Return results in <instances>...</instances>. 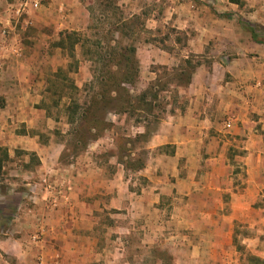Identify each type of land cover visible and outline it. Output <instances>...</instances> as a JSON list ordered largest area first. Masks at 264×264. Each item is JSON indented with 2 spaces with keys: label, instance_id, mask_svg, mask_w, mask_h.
Masks as SVG:
<instances>
[{
  "label": "rangeland",
  "instance_id": "1",
  "mask_svg": "<svg viewBox=\"0 0 264 264\" xmlns=\"http://www.w3.org/2000/svg\"><path fill=\"white\" fill-rule=\"evenodd\" d=\"M71 1L73 11L55 4L47 14L35 10L9 17V34L2 43L12 40L18 52H6L0 45V241L22 236L10 247L25 253L33 264H46L45 250L58 264H178L172 253L180 238L200 234L194 225L200 227L201 220L228 213L185 212L186 198L171 191L175 179L170 177L168 194L153 195L148 202L136 200L149 187L163 186L149 181L144 167L138 170L139 164L145 166L173 149L170 145L148 148V141L135 137L145 128L150 134L166 111L185 104L186 81L201 56L186 52L184 32L163 22L167 0L119 4L120 19L125 20L121 34L114 25L118 16L106 0ZM2 24L0 20V28ZM97 41L98 46L136 48L138 74L129 87L130 95L135 97L153 84L165 110L161 119L136 120L100 110L93 112L96 121H92L90 111L88 116L83 114L92 105V93L99 90L92 85L100 65L95 57ZM148 43L169 51L170 56L165 62L149 63L144 52H137ZM20 90L29 97L23 102ZM37 144L40 156L46 158L44 164L30 150ZM230 154L237 159L242 155L238 149ZM182 167L178 163V175ZM243 175L238 169L237 184L244 182ZM257 203L264 205V192ZM236 217L234 264H264L239 242L253 234L241 220H251L255 213ZM40 218L44 219L41 225ZM76 220L78 237L69 235ZM4 261L20 264L0 250V264Z\"/></svg>",
  "mask_w": 264,
  "mask_h": 264
},
{
  "label": "crops",
  "instance_id": "2",
  "mask_svg": "<svg viewBox=\"0 0 264 264\" xmlns=\"http://www.w3.org/2000/svg\"><path fill=\"white\" fill-rule=\"evenodd\" d=\"M134 1L120 0L117 5ZM19 4V0H0V31L8 29L9 17L16 16ZM55 4L59 9L65 6L68 12L74 10L71 0H50L37 10L47 14ZM162 20L184 32L186 52L201 57L194 63L185 88V104L166 111V117L147 137L148 148L170 145L173 149L148 160L142 169L149 181L163 186L149 187L136 200L148 202L153 195L168 194L166 180L170 177L175 179L171 191L186 198L185 212L228 213L201 220L200 227L193 222L200 234L180 238L172 253L178 264H234V221L239 213L248 212L255 213V218L241 222L253 234L239 242L256 260H264V205L255 204L264 192V0H167ZM153 22L159 24L158 20ZM2 46L6 52H18V44L12 40ZM137 52H144L149 63L165 62L170 56L169 51L152 43ZM12 97L16 99L15 94ZM19 98L23 102L29 97L20 90ZM39 148L37 144L30 150L44 164L46 158L40 156ZM236 149L242 154L238 159L230 154ZM178 163L183 165L181 175ZM241 168L244 182L239 185ZM39 221L41 225L44 219ZM79 229L76 220L69 235L74 236ZM16 237L1 240L0 250L20 264H33L25 253L11 249L12 243L22 240V236ZM43 244L44 239L42 248ZM43 253L46 264H58L50 250Z\"/></svg>",
  "mask_w": 264,
  "mask_h": 264
},
{
  "label": "trees",
  "instance_id": "3",
  "mask_svg": "<svg viewBox=\"0 0 264 264\" xmlns=\"http://www.w3.org/2000/svg\"><path fill=\"white\" fill-rule=\"evenodd\" d=\"M101 2H103V0H101ZM106 3L108 4L106 5L107 7L109 5L112 6L111 8H108L111 9L114 16H118L114 25L117 28V33H119L125 20L120 19L121 12L117 3H113L111 0H106ZM99 6L104 7V4L100 3ZM119 34H121V31ZM85 40L87 41V39ZM96 44L99 51H96L98 53L95 52V57L98 58L97 61L100 65L97 68L96 74L93 76L94 80L92 85L99 86V90L92 93V105L90 104L88 109H84L83 114L88 116L92 113V115H89V119H92V121L94 119L96 121V117H93V112L100 110L105 114H109L111 112L114 114H128L131 117L134 116L136 120L144 119L145 121L153 120L155 122L161 119V115L165 113V110L162 107V104H160L157 91H153V84H150L147 89L135 97L130 95L129 87L134 85V80L138 74V70L135 67L136 48L134 46H98L99 41H97ZM185 63L190 64L189 61H185ZM195 66L196 64L191 66L192 70ZM183 71L184 69L182 72ZM190 76L191 74L188 75L186 84L189 83ZM154 109H158L159 113H154ZM73 116H75V114ZM148 135L149 134L145 128V132L137 134L135 139L138 140L143 137L144 141H147ZM143 167L144 164L140 163L138 170Z\"/></svg>",
  "mask_w": 264,
  "mask_h": 264
},
{
  "label": "built area",
  "instance_id": "4",
  "mask_svg": "<svg viewBox=\"0 0 264 264\" xmlns=\"http://www.w3.org/2000/svg\"><path fill=\"white\" fill-rule=\"evenodd\" d=\"M47 1H50V0H20L19 1L20 4L15 14L16 16H21L25 13L27 14L29 10H37ZM6 35H7L6 29H2L0 31V45L2 44V41Z\"/></svg>",
  "mask_w": 264,
  "mask_h": 264
}]
</instances>
